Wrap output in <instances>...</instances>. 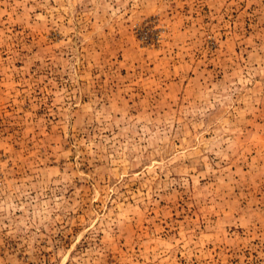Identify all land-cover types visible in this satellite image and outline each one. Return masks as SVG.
<instances>
[{"label":"rangeland","instance_id":"1","mask_svg":"<svg viewBox=\"0 0 264 264\" xmlns=\"http://www.w3.org/2000/svg\"><path fill=\"white\" fill-rule=\"evenodd\" d=\"M0 264H264V0H0Z\"/></svg>","mask_w":264,"mask_h":264}]
</instances>
